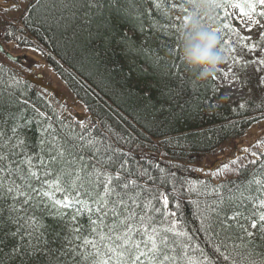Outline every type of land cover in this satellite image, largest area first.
Masks as SVG:
<instances>
[{"label": "snow or ice", "instance_id": "1", "mask_svg": "<svg viewBox=\"0 0 264 264\" xmlns=\"http://www.w3.org/2000/svg\"><path fill=\"white\" fill-rule=\"evenodd\" d=\"M21 3L22 0H18L8 7L20 11ZM147 3H152L157 10L161 7L160 0H141L139 4L136 0H35L25 6L21 22L31 27L47 22V16L40 17L43 11L58 13L57 23H62L73 32L74 38L81 40L98 68H103L110 78L118 77L122 81L120 87L126 89L129 96H139L147 101L155 98L156 102L151 106L155 111L167 114L165 122L173 118L179 120L181 115H187L186 104L179 102L180 92L174 87L180 73L174 72L173 68L179 65H169L159 55V50L151 46L152 37L145 32L142 22ZM187 3L197 9L201 3H207L210 8L224 7L216 0H187ZM258 3L264 5V0H258ZM106 6L108 15L103 11ZM233 6L240 8L243 15H249L242 5ZM172 7L179 5L173 3ZM247 7L254 10L255 4L249 3ZM3 11L7 12L8 8ZM259 15L264 16V12ZM129 19L141 21L139 40L121 31ZM222 23L224 29L235 33L230 24ZM198 24L204 27L199 21ZM12 26V22L6 25L7 28ZM210 32L218 42L229 45V50L235 51L230 40L217 35L219 28L210 29ZM6 35L12 36L13 32H6ZM16 39L21 40V37ZM261 40L264 41V33ZM246 46L253 52L258 47L257 44ZM225 59L240 63L236 57ZM248 64L264 66V58L243 61L241 71ZM259 70L258 67L256 71ZM3 71L0 66V72ZM229 71L238 78L231 67ZM223 74L227 76V73ZM7 87L5 84V91ZM145 91L147 95H144ZM8 99L14 104L21 103L10 93ZM23 104L26 106L27 101ZM239 108L244 109L245 104L241 103ZM5 115L2 121L5 126L0 128V264H16L17 261L19 264H68L69 260L76 261L77 257L78 264H88L89 257L94 258V264H179V256L168 254L177 251L176 247H170V244L175 245V241L170 240L168 233L186 234L174 232L175 221L169 228L154 226L156 221L152 215L161 213L153 201H162L167 209L169 197L138 183L145 178V183L155 182L146 171L139 175L127 172V160L124 159L127 153L105 139L98 140L91 135V129L73 132L67 138L53 135L49 140L48 128L41 129L44 138L39 141V153H29L25 151L27 140L21 133L26 123H15L23 118L12 112L5 114L0 108V118ZM39 115L43 116V113ZM9 121H13L10 129L7 127ZM9 131L10 135L7 134ZM262 143L264 141H256V144ZM240 151L248 153L249 149L246 147ZM251 155L256 159L247 163L238 164L239 156L230 161L238 165L234 169L237 175L242 174L248 164L256 165L264 153L252 152ZM34 161L38 162V167ZM117 164L119 168L115 167ZM223 168L228 169V163H224ZM125 172L128 176L135 175L136 179L122 176ZM253 183L259 186L257 191L264 190V183L260 180H249L247 184L241 182L230 195H222L209 209L214 215L206 217L207 227L204 230L218 228L215 235L223 237V246L227 248L228 242L232 243V252L224 255V260H231L232 264H264V199H259L258 206L252 203L251 208L245 207L252 200L251 195L245 193ZM220 187L227 188V184ZM53 190L63 193L62 198H52ZM73 205L79 207L69 220L63 209ZM257 207L261 210L257 211ZM84 208L87 209L89 227L88 235L81 237L84 228L77 222V217L84 214ZM162 214L175 215L172 212ZM45 216L50 222H45ZM5 227L7 231H3ZM5 238L15 241L7 251ZM216 251L219 252L220 248L217 247ZM204 259L208 260V257ZM188 264L193 262L189 260Z\"/></svg>", "mask_w": 264, "mask_h": 264}, {"label": "trees", "instance_id": "2", "mask_svg": "<svg viewBox=\"0 0 264 264\" xmlns=\"http://www.w3.org/2000/svg\"><path fill=\"white\" fill-rule=\"evenodd\" d=\"M238 1L242 0H228V3H225V0H216L217 3L224 4L221 8L208 6L197 9L191 5L192 13L187 22L174 15L172 4L176 0H160L159 10L152 3H147V12L142 21L145 32L152 37L151 46L159 50V55L169 65H179L173 68L174 72L180 73V77L174 81V87L180 92L179 102L186 104V116L181 115L179 120L167 119V122H165L167 114H161L152 108L151 105L156 102L155 98L153 101H147L139 96H129L127 90L120 87L122 81L118 77L110 78L103 68L97 67L88 50L82 46L81 40L74 38L73 32L66 29L62 23H57L58 13L43 11L40 17L43 19L47 16V22L37 23L31 27L25 26L21 18L14 21L6 20L0 26V43L14 41L20 48L39 51L46 63L66 85L67 91L86 109L83 118L76 116L74 120L62 116L55 96H48L47 92L29 80L28 71L34 64L31 60L26 59L25 64L12 68L0 59V66L4 69L0 72V108L5 114L12 112L18 118H23L17 119L15 123H26L21 129L28 144L25 151L39 153V141L44 138L41 129L48 128L49 140L53 135L67 138L73 132L79 133L91 129L92 136L98 140L105 139L127 153L124 158L127 160V172L139 175L142 171H146L148 177H152L155 182L145 183L147 179L145 178L138 180V183L153 189L155 193H163L169 197L167 209L164 208L162 201H153L154 206L161 209V213L152 215L156 221L154 226L161 229L169 228L171 222L175 221L174 232L186 234L168 233L170 240L175 241V245L170 244V247L174 246L177 249L175 253L168 254L179 256V264H188L189 260L193 264L198 262L232 264L231 260H224V255L232 252V243L229 241L227 248L223 246L221 243L223 237L215 235V232L219 231L218 228L204 230L207 227L206 217L214 215L209 209L222 195L228 196L234 192L241 182L247 184V181L255 179L264 183V167H261L264 165V156L258 159L256 165L248 164L242 174L236 173L234 177L218 183L210 177L197 173L204 158L216 156L224 145L231 144L245 135L252 125L264 120V66L248 64L241 71L243 61L264 58V41L261 40V36L245 40L236 31L233 33L223 28L222 22H227L233 28L229 9ZM140 2L141 0H136L137 4ZM250 3L255 4V9L249 13L257 15V11L261 9L258 0H252ZM103 11L105 15L110 14L107 6ZM193 18L203 24L205 30L219 28L220 32L217 35L222 39L230 40L231 47L235 48L233 52L229 50V45H222L220 42L217 44L222 56L231 55L240 60L237 72L241 87L248 95L244 109L239 108L240 104H229L222 97L213 76L198 79L197 72L183 62L182 33L184 26ZM258 18L263 23L262 33H264V16ZM9 22H12V28L6 27ZM140 23L141 21L129 19L124 23L121 31L139 40ZM9 31L13 32L12 36L6 35ZM17 36H20L21 40H17ZM251 44L258 45L254 52L249 51L246 46ZM258 67L260 70L256 71ZM5 84L8 85L6 91ZM9 93L13 99L18 98L21 103H12L8 99ZM147 94L145 91L144 95ZM23 101H27L26 106ZM165 107H168L167 104ZM176 111L180 112V109ZM39 113H43V116ZM5 118L6 115L0 118V128L5 126L2 122ZM12 123L13 121H9L7 125L9 129ZM7 134L10 135V131ZM34 163L38 167V162L34 161ZM115 167L119 168V164ZM111 171L115 175V170ZM127 172L122 173V176L136 179L135 175L128 176ZM233 181L236 183H231ZM222 184H227V188H221ZM258 187L254 183L248 186L245 195L250 194L252 200L245 207L251 208L252 203L258 206L259 199H264V190L257 191ZM62 196L63 193L53 190L52 198L61 199ZM77 207L79 206L73 205L63 209L69 220L76 213ZM256 210L261 209L257 207ZM83 212V215L77 217V222L84 228L81 237L88 235L89 227L87 209L84 208ZM164 212H172L175 215H163ZM44 220L46 223L50 222L47 216ZM7 230V227L3 229V231ZM5 241V251H7L15 241L7 238ZM217 247L220 248L219 252L216 251ZM89 251L92 250L89 248ZM205 256L208 260L204 259ZM78 261L79 257L76 261L69 260L68 264H78ZM16 264L19 262L17 261ZM88 264H94L93 257H89Z\"/></svg>", "mask_w": 264, "mask_h": 264}, {"label": "rangeland", "instance_id": "3", "mask_svg": "<svg viewBox=\"0 0 264 264\" xmlns=\"http://www.w3.org/2000/svg\"><path fill=\"white\" fill-rule=\"evenodd\" d=\"M12 1L13 3H15V0ZM6 2H9L10 4V0H0V5L6 6ZM249 3L250 0H242L234 3V5L240 4L244 7L245 12H252L253 10L247 7ZM26 4L27 2H25V4H21L20 11H15L13 9H8L9 11H7V13H5L4 11H0V25L6 20L14 21L21 17ZM175 4L179 5V7H175L172 9L174 15H176L177 18H181L183 21L187 22L190 19V15L192 13L191 4L187 3V0H176ZM229 14L230 19L233 22L235 31L241 36V38L250 37V39L247 40H252L261 36L263 32V24L258 20L257 17H255L251 13H249V15H243L240 8L234 6L230 8ZM248 29L251 30L249 31ZM4 48L13 56L21 57V54H25H20V52L23 51H21L20 49L19 51H16V49H14L10 44L4 45ZM27 56V58L31 56L33 59H35V62L33 61V63L35 64H33L35 68L32 69L33 76L40 74L43 77L41 85L48 88L52 87L54 90H57L55 98L56 101L60 99L59 107L61 108L63 116L73 117L74 115L78 114L81 118L85 117V107L79 101H77L67 91V89H65V85L61 82L60 79H58L59 77L57 78L56 74L53 73L51 68H49L48 65L44 62L41 54L30 51ZM222 57V62L217 66L214 75H212L214 80L216 81L218 88L221 90V95L231 105L244 103L247 100L248 95L247 91L241 87V80L238 76L237 67L240 65V63L236 64L232 59H225V57H233L231 55ZM230 67L232 71L236 73V76L238 78L234 77L232 75V72L229 71ZM217 69H220L221 71H217ZM223 73H227V76L225 77ZM57 95L59 97H57ZM85 124H87V122H85ZM257 140L264 141V120H261L258 123L254 124L243 136V138L236 140L232 144H226L225 146H223L222 150L216 156L204 158L200 162V169L198 170V172L203 176L211 177L214 182H219L221 180L234 177L236 173L234 169L238 165L231 164L230 161L232 159H235L237 156H239V161L246 162L251 160L252 158H256L251 155L252 152H256L257 154L264 152V143L256 144ZM246 147L249 149L248 153L240 151L241 149ZM224 163H228V169L223 168Z\"/></svg>", "mask_w": 264, "mask_h": 264}, {"label": "clouds", "instance_id": "4", "mask_svg": "<svg viewBox=\"0 0 264 264\" xmlns=\"http://www.w3.org/2000/svg\"><path fill=\"white\" fill-rule=\"evenodd\" d=\"M200 7H208L201 4ZM217 38L210 31L201 28L194 18L184 26L181 39V58L197 78L214 75L217 66L222 62V55L217 48Z\"/></svg>", "mask_w": 264, "mask_h": 264}, {"label": "water", "instance_id": "5", "mask_svg": "<svg viewBox=\"0 0 264 264\" xmlns=\"http://www.w3.org/2000/svg\"><path fill=\"white\" fill-rule=\"evenodd\" d=\"M0 52H1V53L4 52V51H3V48H2L1 46H0ZM6 56H7L8 59H10V60H12V61H14V62L17 61L16 58L11 57L9 54H6Z\"/></svg>", "mask_w": 264, "mask_h": 264}, {"label": "bare ground", "instance_id": "6", "mask_svg": "<svg viewBox=\"0 0 264 264\" xmlns=\"http://www.w3.org/2000/svg\"><path fill=\"white\" fill-rule=\"evenodd\" d=\"M5 64H7V61H4Z\"/></svg>", "mask_w": 264, "mask_h": 264}]
</instances>
